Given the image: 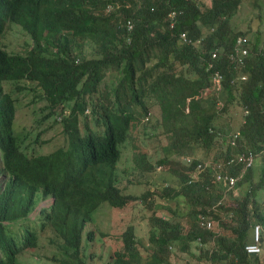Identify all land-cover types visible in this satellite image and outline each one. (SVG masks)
Returning a JSON list of instances; mask_svg holds the SVG:
<instances>
[{"label": "trees", "instance_id": "1", "mask_svg": "<svg viewBox=\"0 0 264 264\" xmlns=\"http://www.w3.org/2000/svg\"><path fill=\"white\" fill-rule=\"evenodd\" d=\"M12 1L23 6L16 18L36 41L23 52L8 51L0 42V149L16 168L0 189V264H19V251L37 245L28 223L23 225L30 239L19 243L21 234L2 220L24 219L39 191L55 195L45 218L59 240L56 264H91L81 255L80 233L102 202L121 206L129 198L117 185L119 145L140 116L148 119V99L160 109L166 149L189 158L186 164L176 161L177 166L168 156L157 159L163 167L178 170L176 184L165 183L160 195L183 196L193 220L182 233L178 223L153 217L158 228L150 236L155 251L146 264H163L165 251L176 240L189 252L195 242V260L200 258L202 264H264V234L259 251L245 249L254 242L253 225L264 224V212L257 205L251 213L246 208L250 199L256 202L259 193L264 194V37L258 27L253 38L251 28L242 30L232 23L244 0H131L117 14L105 12L108 0H63L58 12L44 19L32 12L27 0ZM251 1L264 9L263 0ZM172 9L173 18L168 14ZM262 15L259 10L260 20ZM129 16L133 25L127 30L122 20ZM182 32L187 40H182ZM106 71H114L116 77L104 80ZM15 79L40 86L50 107L62 103L68 111L62 120L65 147L28 156L22 152L11 125L14 99L9 92ZM85 108L90 113L85 111L79 126ZM222 113L229 116L226 124L217 122ZM241 152L253 158L262 153V162L246 166L234 157ZM137 154V165L151 169L143 148ZM231 158L234 161L228 162ZM229 176L235 178L231 187ZM243 184V195L232 197V188ZM225 195L238 206L226 205ZM216 206L236 215L221 224L231 234L213 228L219 221ZM201 217L212 220L210 228L200 223ZM92 237L93 231H88L86 238ZM121 239L123 250L115 251L109 264H131L139 257L132 225Z\"/></svg>", "mask_w": 264, "mask_h": 264}, {"label": "rangeland", "instance_id": "2", "mask_svg": "<svg viewBox=\"0 0 264 264\" xmlns=\"http://www.w3.org/2000/svg\"><path fill=\"white\" fill-rule=\"evenodd\" d=\"M138 1L140 2V0ZM259 10L263 14L261 20L257 17ZM129 17L131 18V16ZM232 23L242 30L251 28L248 33L253 38L258 27L261 30L260 37H264V9L254 6L251 0L241 2ZM0 41L9 51H24L30 45L28 35L19 25L10 22L6 24ZM115 76L114 72L106 71L103 79H113ZM104 86V83H101V88ZM7 87H9L8 84ZM148 101V119L141 120L140 116L139 123L132 128V131H129L128 138L119 145L121 156L116 164L117 185L129 198L122 206H111L108 202H102L91 212V217L84 223L83 233L80 235V248H83L81 255L85 263L109 264L113 260L115 251L121 252L123 250L124 244L121 233L128 225L134 227L139 255L131 264H146L152 252L155 251L150 236L152 230L157 231L158 228L153 217L162 216L171 220V223H178L182 227V233H186L191 227L193 219L188 214L189 203L185 201L183 196L162 198L160 195L161 188L165 183L176 184L175 173L178 170L169 165L163 167V165L158 164L157 159L168 156L173 165H176V161L186 164V156L178 157L174 152L166 149L165 145L168 143V138L160 126V109L153 100L148 99ZM44 102L43 99L37 97L33 90H23L17 96L14 130L24 135L25 142L29 145L27 151L32 153L48 152L65 144L61 123L54 119V114L43 118V114L48 110L44 106ZM222 103L223 100H220L217 106ZM84 120L85 116L82 115L80 125ZM228 120L229 116L225 113L220 114L217 118V122L221 124H226L225 122ZM91 125L96 127L93 121H91ZM139 148H143L148 155V164H150L151 169H147L149 166L141 168L137 165L135 156L138 155ZM197 153L200 155L201 150L197 149ZM212 154L213 152L210 153V155ZM262 159L263 155L259 153L253 158V164L259 165ZM246 189V184L233 187L231 196L239 199ZM223 199L226 205L238 206V201L228 195H225ZM47 202L48 200L41 201L37 206ZM246 204L250 213L256 205L257 209L264 212V194L260 192L256 202L250 199ZM36 207L34 210L38 212ZM217 207L215 210H217L218 222H220L221 227L217 226L218 222L214 221L213 228L222 233L231 234L226 227L222 229V225L228 224L231 218L236 215ZM255 219L254 216H251V220ZM88 231H93L92 238H86ZM102 231L107 234H101ZM50 237H54V240H50ZM181 245V242L176 240L169 246L165 251L163 264H186L197 258L199 249L195 242H192L189 248L196 256H192L191 252L183 249ZM58 246V237L55 236L50 225H47L40 232L37 245L21 249L16 259H18L19 264H56V260L61 256V249ZM51 257L55 260H51ZM198 260L200 261V258ZM202 261L210 263L207 258H202Z\"/></svg>", "mask_w": 264, "mask_h": 264}, {"label": "clouds", "instance_id": "3", "mask_svg": "<svg viewBox=\"0 0 264 264\" xmlns=\"http://www.w3.org/2000/svg\"><path fill=\"white\" fill-rule=\"evenodd\" d=\"M27 1L30 3V6L32 8L31 9L32 12L34 14H40L42 16V19H44L45 15L54 16L58 12L60 5L63 3V0H27ZM131 3H132L131 0H108L105 4L106 7L104 8V10H105V12H109V11L114 10V11H116V14H117L120 12L121 7L129 6ZM22 9H23V6L20 3L14 2L12 0H6V2L0 3V39H1V36L3 35V33L5 31L6 24L8 22L14 23V24L19 25L20 28L28 35L29 41H30V45H29V47H30L32 45V43L35 42L36 40L32 36V34L30 33V31H28V29H26L24 27V25L22 23V19L19 20L16 18L17 13L22 14ZM172 11H174L173 16H171L169 14ZM168 14L170 15V17L173 18L176 16V11L172 9V10L168 11ZM131 20L132 19L130 17H127L125 20H122V22H124V27H126L127 30H130L132 28L133 22ZM119 21H121V20H119ZM182 33H184V32H182ZM38 41L43 42L42 39H40V38L38 39ZM5 49H7V48H5ZM11 52H15V51H11ZM16 83L26 84L27 88L18 89L15 86ZM23 90H27V91L33 90L35 92V94H37L38 98L43 99L45 101L44 106L48 110L46 111L45 114H43V118H46L51 114H54V119L61 123V131L63 132V134L65 136V144L60 145V146L65 147L68 143V138H67L66 133L63 130L62 120H63V116L66 115L68 113V111L64 110L62 103H58L57 105L50 107L47 99L43 95L42 88L40 86L34 84V83H30L27 80L15 79L13 87H12L11 91L9 92L10 95L14 99V101H13L14 102V114H13L12 123H11L13 130H14V119H15V112H16L17 96H18V93L23 91ZM85 111L90 113L89 109L85 108L84 114H79V124H78L79 126H80L81 116L82 115L85 116ZM2 132H3V128L0 127V134H2ZM14 134L20 140V147H21L22 152L24 154H26L27 156L32 155V154H38V153H32V152L27 151V147L29 145H28V143L25 142L24 135H22L21 133H17L15 130H14ZM50 151H48V152H50ZM44 153H47V152H44ZM12 158H15V156ZM187 161L188 160L186 157V162ZM158 167H160V166H158ZM15 170H16V168L4 159V157L2 155V150L0 149V189H3L6 186V184L9 182V180L12 177L13 172ZM17 200L18 199H15L13 204H15ZM46 200H48L47 203L39 204L37 206L38 203H40L41 201H46ZM54 201H55V195L54 194L53 195L52 194H43L39 191L38 194L35 196V200L32 203V205L30 206V208L28 209V211L25 214H23L25 216L24 219H19L18 221H16L17 219H15V218L19 217V216H17L15 218L3 219L2 222L3 223H9L10 224L9 228L13 232L21 234L22 239L19 241V243L27 242L30 239L29 231L23 225L25 223H28L29 227L36 233V243H37V241L40 237V232H42L44 230L45 226L51 225L45 218L46 217L45 212L48 211L50 205L53 204ZM111 206H119V205H111ZM35 207L38 208V212H36L34 210ZM50 209H49V211H50ZM33 211H35L34 214H32ZM83 229H82L80 235L83 233ZM27 247H35V246H27ZM24 248H26V247H24ZM2 254H3V251L0 247V256H2ZM193 260H195V259H193Z\"/></svg>", "mask_w": 264, "mask_h": 264}, {"label": "built area", "instance_id": "4", "mask_svg": "<svg viewBox=\"0 0 264 264\" xmlns=\"http://www.w3.org/2000/svg\"><path fill=\"white\" fill-rule=\"evenodd\" d=\"M171 16H173L174 11L169 13ZM181 37L183 40H187V37L185 35V33L181 34ZM220 75H218L219 77ZM237 160L239 161H245V165L248 166L250 164L253 163V156L249 153L247 156L245 155V153H237L235 154V156ZM189 158H187L188 160ZM234 158H231L228 160V162H233ZM235 178L232 176L228 177V182H229V186L231 187L234 184ZM200 223L207 227L210 228L212 225V220L210 218H204L201 217L200 218ZM264 234V224L257 222L253 225V237H254V242L251 243H247L245 245V249L247 252H257L259 251L260 247H259V238L260 235ZM186 264H202L199 260H194L193 262H187Z\"/></svg>", "mask_w": 264, "mask_h": 264}]
</instances>
